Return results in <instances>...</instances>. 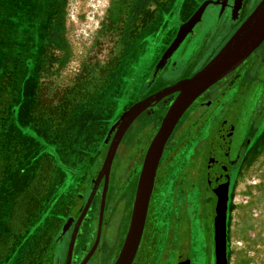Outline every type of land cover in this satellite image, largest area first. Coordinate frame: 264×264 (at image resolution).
I'll use <instances>...</instances> for the list:
<instances>
[{
    "label": "rangeland",
    "instance_id": "obj_1",
    "mask_svg": "<svg viewBox=\"0 0 264 264\" xmlns=\"http://www.w3.org/2000/svg\"><path fill=\"white\" fill-rule=\"evenodd\" d=\"M201 1L121 0L117 16L122 18L126 25L137 22L143 9L147 7H150V11L155 10L157 17L136 38L126 41L124 56L119 68L110 75L109 87L105 86L104 91V88L96 90L89 99L78 103L79 105L73 109L76 114L91 102L98 101L99 104L79 122L71 145H64L59 150L60 159L57 158L53 136L42 128H34L29 123L28 114L33 93L21 97L9 124V130L5 135L0 133V143L8 144L10 140H15L17 144L24 146L26 152L20 169L26 175H35L33 190L45 199L28 228L2 256L0 264H38L45 256L50 258L51 264H64L70 233L60 240L57 238L61 234L66 210L69 209L68 202L77 191V180L68 173H63L62 167L53 164L52 160L58 162L68 158V152L71 158L77 154L79 158L84 156L87 160H104L108 150L104 141L110 126L132 105L131 103L144 96L155 75L151 74L158 70L159 60L174 40L179 26L187 20ZM260 1L251 0L246 15L253 11ZM111 2L112 0H47L39 29L42 37L38 39L40 42H37L35 50L38 59L27 61L26 66H21L19 81L24 80L27 70L36 76L39 75L41 66L43 64L46 66L43 61L44 51L49 52L47 46L52 43L54 49L59 50L63 47L66 50L60 57L63 63H58L63 66V70L60 73L58 71V77L54 82L62 88L71 85L68 79L78 70V57L80 58L91 46L92 38ZM227 38L228 36H214L218 45L223 44ZM67 41L70 43L69 47L65 43ZM70 51L74 56L69 59ZM159 70V77L153 83V89L159 84H166L161 80L163 74L166 77L165 70L161 68ZM171 75L173 76L170 80L173 81L188 77L187 72L182 69ZM51 91L50 96L54 92ZM8 97V90L0 89V118L1 113L4 114ZM142 118L143 115L134 126ZM159 123L158 120L151 129L159 128ZM150 138V129L140 132L129 150L124 144L121 145L117 160L129 158L134 160L137 156L138 160H141ZM195 151L198 152V148L182 145L170 158L176 160L174 172L170 171L167 177L163 173L159 174L155 190L157 202L151 206V216L146 223L143 242L137 254V264H177L180 253L187 254L191 264H215L214 187L212 190L208 189L201 178L194 183L187 181L184 176L182 178L185 169L192 162ZM199 151L203 152L202 148ZM12 154L14 151L9 147L7 155L0 153V170L3 160ZM62 166L64 168V165ZM201 176L203 175L199 173L198 178ZM229 187L227 211L229 264H264V124L255 136V149L244 164L233 173ZM121 213L120 209L115 213L113 219L115 228L121 224ZM65 231H62V234ZM78 261L75 252L72 264H77Z\"/></svg>",
    "mask_w": 264,
    "mask_h": 264
},
{
    "label": "flooded vegetation",
    "instance_id": "obj_2",
    "mask_svg": "<svg viewBox=\"0 0 264 264\" xmlns=\"http://www.w3.org/2000/svg\"><path fill=\"white\" fill-rule=\"evenodd\" d=\"M204 1H211V3L206 6L200 22L194 26L191 33L187 34L177 50L161 67L166 74V77L162 75L161 80L166 84H159L153 89V83L158 79L160 72L159 69H154L151 75H155L150 85H146L148 88L144 96L135 102L178 82V79L170 80L173 76L171 74L178 69L186 71L187 78L192 77L219 52L252 12L246 15L251 0H243L239 4L235 0H202L196 9ZM214 36H228V38L223 44L218 45L217 42L215 43ZM248 59L250 60L242 63L236 70L201 94L174 127L158 163L144 230L133 264H137V254L143 242L147 220L151 216V206L157 202L155 195L157 178L160 173L167 177L170 171L174 172L176 160H170V158L182 145L198 148V152L195 151L192 156L193 163L191 162L185 169L182 178L184 176L191 183L200 178L203 179L208 189L212 190L214 187L216 201L224 190H227L228 198L230 197L229 184L232 175L255 149V136L264 124V41ZM177 95L178 93L170 94L142 112L124 134L108 175L99 241L86 264L115 263L129 227L144 157L159 129L151 128L158 120L161 125L168 108ZM142 115L143 118L134 126ZM148 129L151 130V138L141 160H138V156L134 160L131 158L117 160L121 145L124 144L129 150L139 133ZM113 135L114 133L110 136V140ZM107 136L108 134L105 141H107ZM105 145L108 149L109 145ZM201 148L203 152L199 151ZM103 162L104 160H77L71 165L72 168L68 173L76 178L77 191L68 202L69 209L64 215L63 227L58 240L68 233L71 238L74 227L90 200L89 207L77 230L71 264L75 252L79 259L77 264H81L96 241L105 176L102 177L93 194L92 192L95 186L94 180L97 179ZM198 172L203 176L198 178ZM119 209L122 212L120 214L121 224L115 228L113 219ZM64 230L66 231L62 234Z\"/></svg>",
    "mask_w": 264,
    "mask_h": 264
},
{
    "label": "trees",
    "instance_id": "obj_3",
    "mask_svg": "<svg viewBox=\"0 0 264 264\" xmlns=\"http://www.w3.org/2000/svg\"><path fill=\"white\" fill-rule=\"evenodd\" d=\"M46 1L0 0V89L8 90L9 93L4 114L1 113L0 133L5 135L9 130L21 97L33 93L28 114L29 123L53 136L57 158L60 159L59 150L64 145H71L79 116L99 104L98 101L91 102L76 114L73 109L78 103L89 99L96 90H105V86L110 83V75L121 64L126 41L136 38L155 21L157 15L155 10L150 11V7H147L143 9L137 22L126 25L124 20L117 16L121 0H112L92 38L91 46L78 57V70L68 79L71 85L62 88L54 82L58 71L60 73L63 70V66L58 63H63L60 57L66 50L63 47L54 49L52 43L47 46L49 52L44 51L43 61L46 66H41L38 77L27 70L24 80L19 81L21 66H26L27 61L38 59L35 50L40 42L38 39L42 37L39 29ZM65 43L70 46L68 41ZM73 56L70 51L69 59ZM51 90L54 91L52 96ZM8 147L14 154L3 160L0 170V259L28 228L45 199L33 190L35 175H26L20 169L26 152L24 146L10 140L8 144L0 143V153L7 155ZM52 163L55 162L52 160Z\"/></svg>",
    "mask_w": 264,
    "mask_h": 264
},
{
    "label": "water",
    "instance_id": "obj_4",
    "mask_svg": "<svg viewBox=\"0 0 264 264\" xmlns=\"http://www.w3.org/2000/svg\"><path fill=\"white\" fill-rule=\"evenodd\" d=\"M243 0H235L237 4ZM211 1L203 2L194 14L180 25L178 32L169 47L163 53L157 69L164 66L166 61L177 50L187 34L191 33L194 26L200 22L201 16L206 6ZM264 41V0H261L252 13L245 19L240 27L234 32L219 52L192 77L180 80L175 84L166 87L147 98L132 104L127 108L112 126L107 136L108 150L106 152L103 165L94 180L95 189L100 180L105 176L102 201L100 206L99 225L96 241L92 249L88 252L81 264H86L95 251L101 229V220L104 209L105 192L107 189L108 175L111 164L115 158L118 146L133 121L145 110L159 103L166 96L178 93L176 98L168 108L161 125L153 137L144 157V162L140 172L135 198L133 202L132 214L129 227L114 264H133L137 250L142 238L148 205L154 186L156 170L161 158L164 146L171 135L174 127L184 112L203 94L207 89L224 79L236 70ZM113 138L110 140V136ZM228 193L224 190L218 196L215 203L213 218V242H214V262L215 264H229L227 246V211ZM90 200L85 205L72 233L69 241L65 264H71L72 253L78 227L89 207ZM38 264H51L49 257L45 256ZM177 264H191L190 257L182 253L179 255Z\"/></svg>",
    "mask_w": 264,
    "mask_h": 264
},
{
    "label": "crops",
    "instance_id": "obj_5",
    "mask_svg": "<svg viewBox=\"0 0 264 264\" xmlns=\"http://www.w3.org/2000/svg\"><path fill=\"white\" fill-rule=\"evenodd\" d=\"M205 2V1H204ZM200 4V3H199ZM198 4V5H199ZM197 5V6H198ZM196 6V7H197ZM196 9V8H195ZM197 10V9H196ZM194 12H195V10L193 11V13L192 14H190V16L187 18V20L194 14ZM184 22H186V20L184 21ZM183 22V23H184ZM182 23V24H183ZM180 27V26H179ZM179 29V28H178ZM178 32V31H177ZM93 108H96V107H93ZM93 108H91V109H89L87 112H84V113H82L80 116H79V118H78V124H79V122L81 121V120H84L88 115H89V113L90 112H92V110H93ZM124 112V111H123ZM121 116V115H120ZM119 119V118H118ZM116 123V121L110 126V128H109V130H108V132H107V134H109V131L111 130V128H112V126L114 125ZM78 124H77V127H78ZM77 127H76V129H77ZM104 143H105V141H104ZM69 153V155H68V158H66V159H64V160H59L58 162H55L54 160V162L56 163V165H58V166H61L62 167V169L64 170L63 171V173L65 172V173H69L70 172V170H71V165L72 164H74V163H76L77 162V160H87L86 158H84V156H82V157H78L77 156V154L76 155H74L72 158H71V156H70V152H68ZM62 165H64V168H63V166Z\"/></svg>",
    "mask_w": 264,
    "mask_h": 264
},
{
    "label": "bare ground",
    "instance_id": "obj_6",
    "mask_svg": "<svg viewBox=\"0 0 264 264\" xmlns=\"http://www.w3.org/2000/svg\"><path fill=\"white\" fill-rule=\"evenodd\" d=\"M264 228V227H263Z\"/></svg>",
    "mask_w": 264,
    "mask_h": 264
}]
</instances>
